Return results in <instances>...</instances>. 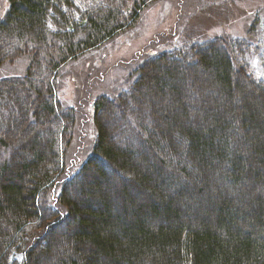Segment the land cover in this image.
<instances>
[{"label": "trees", "instance_id": "obj_1", "mask_svg": "<svg viewBox=\"0 0 264 264\" xmlns=\"http://www.w3.org/2000/svg\"><path fill=\"white\" fill-rule=\"evenodd\" d=\"M8 1L0 64L30 63L0 79V264H264V68L244 36L192 31L143 61L96 99L94 146L65 177L63 66L152 1Z\"/></svg>", "mask_w": 264, "mask_h": 264}, {"label": "rangeland", "instance_id": "obj_2", "mask_svg": "<svg viewBox=\"0 0 264 264\" xmlns=\"http://www.w3.org/2000/svg\"><path fill=\"white\" fill-rule=\"evenodd\" d=\"M151 1L144 9L136 11L131 27L106 40L100 48L86 51L63 66L58 97L76 114L74 137L65 168L67 175L80 169L94 146L96 99L101 95L117 98L133 82L135 70L143 61L174 46L178 48L183 45L184 34L195 35L192 32L195 31L210 39L222 35H243L240 39L245 40L239 42L243 49L248 50L251 70L264 68V28H255L254 33L249 34L252 22L264 23V0ZM134 4L129 3L131 10ZM8 10L9 1L0 0V22ZM29 63L27 56H21L13 62L0 64V79L24 74ZM238 63L241 60L237 58ZM112 119L115 123L121 122L117 116ZM29 131L23 127L22 136L30 135ZM81 180L72 186L75 195L80 198L78 191L83 187Z\"/></svg>", "mask_w": 264, "mask_h": 264}, {"label": "bare ground", "instance_id": "obj_3", "mask_svg": "<svg viewBox=\"0 0 264 264\" xmlns=\"http://www.w3.org/2000/svg\"><path fill=\"white\" fill-rule=\"evenodd\" d=\"M95 74H97V71H95ZM88 75H89V74H88ZM117 77H118V74H117ZM84 95H85V94L83 93V94H82V97H84ZM60 104H61V106H60V108H58V111H59L58 113H60V114H61V113H66V112L69 113L70 108H69L67 105H65L63 102H61ZM69 175H70V174H69ZM66 176H68L67 173H66L65 177H66ZM65 177H64V178H65Z\"/></svg>", "mask_w": 264, "mask_h": 264}]
</instances>
